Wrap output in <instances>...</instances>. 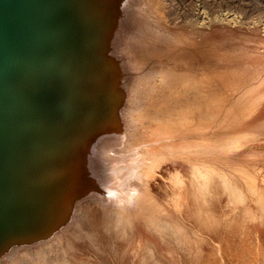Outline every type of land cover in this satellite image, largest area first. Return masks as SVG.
I'll return each mask as SVG.
<instances>
[{"label": "rangeland", "instance_id": "1", "mask_svg": "<svg viewBox=\"0 0 264 264\" xmlns=\"http://www.w3.org/2000/svg\"><path fill=\"white\" fill-rule=\"evenodd\" d=\"M135 1L149 15L134 17L120 41L132 72L124 118L133 136L127 138L154 124L146 118L154 109L177 112V134L202 137L198 149L204 152L193 154L201 165H191L193 157L176 146L166 149L173 153L169 164L146 177L142 204L124 216L90 195L82 198L89 199L75 206L68 258L71 264H264V0H162L157 13L149 1ZM204 10L209 22L203 26L197 22ZM130 20L125 13L123 22ZM168 68L177 76L197 75L195 119L182 110L187 105L168 104L160 89L139 79Z\"/></svg>", "mask_w": 264, "mask_h": 264}, {"label": "water", "instance_id": "2", "mask_svg": "<svg viewBox=\"0 0 264 264\" xmlns=\"http://www.w3.org/2000/svg\"><path fill=\"white\" fill-rule=\"evenodd\" d=\"M124 1L0 0V256L103 191L95 152L127 98L113 48Z\"/></svg>", "mask_w": 264, "mask_h": 264}, {"label": "bare ground", "instance_id": "3", "mask_svg": "<svg viewBox=\"0 0 264 264\" xmlns=\"http://www.w3.org/2000/svg\"><path fill=\"white\" fill-rule=\"evenodd\" d=\"M147 1H149V3L151 4L150 8H153L155 10V13H157L156 10L163 11L162 0ZM123 4L120 7V9L122 7L123 9H121L122 12L119 18V24L117 25L118 27L116 32H118V30L121 31L117 36V33H115L116 40L114 37L113 48L114 52L122 58L120 61L123 62V68L125 72L124 79L126 85V82L128 84L130 81L132 72L129 70L130 66L127 62V57L122 54V49L120 47L121 37L124 34L123 32L127 31L130 28L134 17L141 18L146 17L149 14L147 13V8H145V6L139 5L135 0H128V3L127 0H125ZM125 13H129V18L131 19L130 24L125 23V21L123 22V20L125 19ZM205 13L207 14L208 12L204 10L202 18L197 22L200 23V25H205L209 22V20L205 19ZM228 16H231V13L228 14ZM229 18L233 21L234 17ZM230 19H228V22H231ZM153 20L156 21L154 17ZM189 21L192 22V19ZM121 22H123L122 27H125L124 29L120 27ZM156 32H158L159 35L163 36L170 35L168 32L167 33L169 35L167 33L164 34L165 31H161L160 29L156 30ZM135 38L139 39L138 37ZM160 69H162V67H160ZM167 70V74H164V72L150 70L148 74H143L141 77L139 76V79H141L144 83L150 85L153 89H160L162 96L161 98L167 99L169 102L168 104H171L174 100H177L178 102L187 105V107H182V110L185 114L190 113L192 115V119H195L194 117L198 110L196 108V110H194V107L196 106L195 103H198L199 100L201 101V94H199V92L197 93V90L195 89L197 87V77L195 78L196 74L193 73L194 77H192L193 75L189 77L188 74H192L193 71L191 73H188L189 71H187L188 74H185V72H183L182 74L180 73V75L177 76V74L179 73L176 74V72H174V69H170L171 72L169 71V68ZM157 75L165 76L163 78L161 76L162 84L160 85H157ZM156 77L157 79H155ZM137 83H140V81L137 80ZM157 86L158 88H156ZM128 94L129 93L127 89V98ZM127 98L125 99L124 104L121 107V127L116 133H114V135L103 140L99 147H97V152H95V170L98 171V177H101V186L103 185V191H95L90 194V196H92V198L90 199H96L99 204H102L105 207L110 206L114 208L116 211H118L120 216H124L125 212L134 205L137 206L140 203L142 204L143 197L138 196L143 195V190L146 187V177L154 174L156 172V169L158 167H161V165H168L169 162H167V160L173 155V153L167 152L166 149L172 146H176L178 150L185 151L183 155L193 157L190 158L191 165H201L198 161L194 160V157H196V155L193 154L204 152L198 149V142L201 141L202 137L201 139H199L188 134H182L179 136L180 132L179 134H177L178 131L175 130V127H179V125H181L179 124L180 117H177L176 119L172 118L176 117L175 114H177V112L166 115L161 114V112H157V109H154V113L152 115H146V118L150 119V121L154 122V124H146L140 132L141 134H137L136 128V132H132L134 134V137L131 139L127 138L128 134L132 135L129 130L127 131V128L125 126L124 115H126L127 113ZM149 106L151 105L145 104L144 108H148ZM167 110L169 112L174 111L175 107H169ZM142 114L145 115V113ZM207 115L210 116L209 113ZM188 121L193 123L191 119H189ZM162 122H166V124L163 125L164 127H159L158 125H161ZM162 133L166 134L162 135ZM143 135H149L150 139L148 140L145 137H142ZM156 141H160L162 143H160L158 147H155L153 144L157 143ZM145 147L147 149H145ZM206 153L210 155L211 151ZM124 178L128 179L131 183L133 192H130L126 187L122 185V182L125 180ZM119 181H121V183H119ZM87 199H80L76 203V209H78L82 202ZM127 217H129V215ZM121 219L124 218L119 217V220ZM72 222L73 215L70 222L61 227L60 230L55 232L49 238L28 245H18L12 247L7 253L0 256V264H3L7 261H10V264H71V260L68 258L66 239H68V236L70 235L68 227L70 226V224L72 225ZM70 230L72 229L70 228ZM59 254H62L63 258H59ZM4 259H6L7 261H3Z\"/></svg>", "mask_w": 264, "mask_h": 264}]
</instances>
